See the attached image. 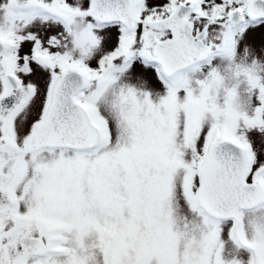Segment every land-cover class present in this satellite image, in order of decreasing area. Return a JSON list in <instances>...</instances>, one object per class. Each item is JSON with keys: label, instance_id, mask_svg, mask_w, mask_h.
<instances>
[{"label": "snow or ice", "instance_id": "obj_1", "mask_svg": "<svg viewBox=\"0 0 264 264\" xmlns=\"http://www.w3.org/2000/svg\"><path fill=\"white\" fill-rule=\"evenodd\" d=\"M0 264H264V0H0Z\"/></svg>", "mask_w": 264, "mask_h": 264}]
</instances>
